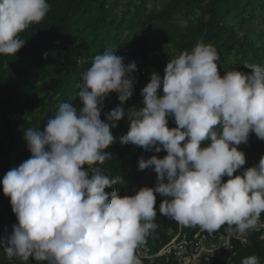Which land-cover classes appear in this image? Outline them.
Masks as SVG:
<instances>
[{
	"label": "clouds",
	"instance_id": "9594fccd",
	"mask_svg": "<svg viewBox=\"0 0 264 264\" xmlns=\"http://www.w3.org/2000/svg\"><path fill=\"white\" fill-rule=\"evenodd\" d=\"M49 10L47 0H0V54L15 55L25 43L18 34ZM124 59L116 49L95 55L77 85L82 107L62 103L42 130H25L31 156L0 181L18 219L4 242L8 259L142 264L136 253L157 228V193L165 198L159 213L184 226L212 233L226 224L238 239L257 228L264 212V156L234 173L246 162L238 146L252 132L264 140V67L246 64L250 72L235 68L221 75L217 49L200 41L168 60L162 77L154 71L141 89L143 106L126 110L137 65ZM113 92L120 104L102 120ZM124 116L130 127L120 144L167 154L139 160L141 170L157 174L154 187L121 196L114 185L122 177L92 166L111 158L104 150L116 143L111 129ZM169 117L176 127L168 126ZM242 264L259 260L251 255Z\"/></svg>",
	"mask_w": 264,
	"mask_h": 264
},
{
	"label": "trees",
	"instance_id": "16d2710c",
	"mask_svg": "<svg viewBox=\"0 0 264 264\" xmlns=\"http://www.w3.org/2000/svg\"><path fill=\"white\" fill-rule=\"evenodd\" d=\"M47 2L50 10L44 19L18 34L19 39L25 40L18 52L12 56L0 54V181L7 171L31 156L25 130H42L62 103H71L77 109L82 107L77 85L95 55L106 49H116V54L125 58V65L130 62L137 65V71L132 73L136 80L133 95L123 105L126 110L143 106L141 89L150 81L154 71L162 77L168 60L184 51L190 52L200 41L217 49L221 75L235 68L250 72L246 64L264 67L261 35H242L245 23L255 18L254 12L248 8L250 2L244 0ZM162 93L161 88L158 94ZM119 104L118 96L113 92L105 99L101 119H105V112ZM168 126L176 127L174 117L168 118ZM129 127L127 116L117 121V127L111 129L117 138L116 143L104 150L112 154L111 158L102 165L92 166L112 178L122 177L123 183L114 185L119 188L121 196L135 194L138 190L132 182H141L150 171L153 174L149 187H154L157 174L151 167L141 170L139 160L149 159L152 155L162 158L167 154L166 150L156 153L131 143L120 144L119 137ZM238 149L245 153L246 162L234 175L258 164L264 156V140L252 132L248 142L239 145ZM227 179V176L223 177L224 181ZM163 199L156 194L157 217L154 222L157 228L146 238L155 247L169 241L180 225L159 213ZM260 216L264 218V212ZM14 224H18L17 216L0 183V264H25L18 258L8 259L4 253V242L12 233ZM184 228L188 232L201 229L199 226ZM251 255L258 257L259 264H264V245L255 232H251L247 244L235 243V255L222 256L213 263L204 264H242V260ZM27 264L38 262L29 257Z\"/></svg>",
	"mask_w": 264,
	"mask_h": 264
},
{
	"label": "built area",
	"instance_id": "2783aa9c",
	"mask_svg": "<svg viewBox=\"0 0 264 264\" xmlns=\"http://www.w3.org/2000/svg\"><path fill=\"white\" fill-rule=\"evenodd\" d=\"M228 227L225 225L212 233L202 229L188 232L180 224L177 233L169 241L159 247L146 241L137 249L136 254L142 264H204L213 263L222 256L235 255V243L247 244L251 232L257 233L264 245V218L261 216L257 228L250 230L243 239L230 235Z\"/></svg>",
	"mask_w": 264,
	"mask_h": 264
},
{
	"label": "rangeland",
	"instance_id": "374dc122",
	"mask_svg": "<svg viewBox=\"0 0 264 264\" xmlns=\"http://www.w3.org/2000/svg\"><path fill=\"white\" fill-rule=\"evenodd\" d=\"M166 0H161V3ZM250 2L248 8L254 12V19H250L245 23L242 29L243 34H249L250 36L257 37L261 35V39L264 40V0H244ZM232 21V20H231ZM163 94V93H162ZM161 94V95H162ZM152 171L148 172L141 182L133 181L132 186L139 190L141 187L150 186Z\"/></svg>",
	"mask_w": 264,
	"mask_h": 264
}]
</instances>
